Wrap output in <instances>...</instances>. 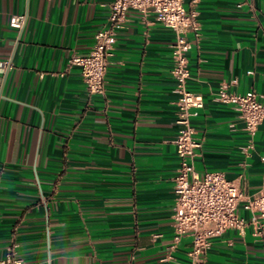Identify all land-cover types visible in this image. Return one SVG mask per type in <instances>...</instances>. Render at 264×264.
<instances>
[{"label":"crops","instance_id":"1","mask_svg":"<svg viewBox=\"0 0 264 264\" xmlns=\"http://www.w3.org/2000/svg\"><path fill=\"white\" fill-rule=\"evenodd\" d=\"M111 3L0 0V261L188 264L191 238L173 241L175 33L129 11L104 95L90 96L69 64L109 26ZM196 9L188 88L204 107L193 110L195 168L237 182L250 221L248 200L264 185V123L248 149L244 123L216 97L227 83L264 104V0H199ZM13 14L28 17L22 33ZM204 264H264V231L249 225L212 239Z\"/></svg>","mask_w":264,"mask_h":264},{"label":"built area","instance_id":"2","mask_svg":"<svg viewBox=\"0 0 264 264\" xmlns=\"http://www.w3.org/2000/svg\"><path fill=\"white\" fill-rule=\"evenodd\" d=\"M199 0L192 1V8H186V0H112L109 26L99 30L87 55H74L69 64L80 69L86 90L90 96L104 95L109 58L113 55L118 29L126 21L129 11L134 10L145 18L153 16L175 33L173 44V67L171 75L175 80L177 100L178 134L175 139L178 167L174 177L175 204L173 215L174 244L184 237L191 238L188 264H204L211 240L229 230L244 232L249 225L264 231V185L248 200L246 208L251 211L250 221L242 217L239 207L245 195L241 186L226 178L222 172H206L200 175L195 168L197 150L201 143L196 138L192 125L193 110L204 107V97L188 88L190 79L188 54L193 47L189 33L199 37L200 23L196 9ZM28 17L13 14L10 25L22 33ZM10 68V61L3 63ZM216 101L231 106L244 123L251 137L248 149L254 147L253 139L264 123V104L255 91L236 94L222 83L217 91ZM167 259H163L166 261ZM0 264H26L13 261L11 256Z\"/></svg>","mask_w":264,"mask_h":264}]
</instances>
